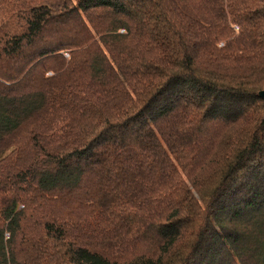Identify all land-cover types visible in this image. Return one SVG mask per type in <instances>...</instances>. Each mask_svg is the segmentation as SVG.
<instances>
[{"label":"trees","instance_id":"obj_1","mask_svg":"<svg viewBox=\"0 0 264 264\" xmlns=\"http://www.w3.org/2000/svg\"><path fill=\"white\" fill-rule=\"evenodd\" d=\"M264 0H0V264H264Z\"/></svg>","mask_w":264,"mask_h":264},{"label":"water","instance_id":"obj_2","mask_svg":"<svg viewBox=\"0 0 264 264\" xmlns=\"http://www.w3.org/2000/svg\"><path fill=\"white\" fill-rule=\"evenodd\" d=\"M260 97H262V98L264 99V91H262V92L260 93Z\"/></svg>","mask_w":264,"mask_h":264}]
</instances>
